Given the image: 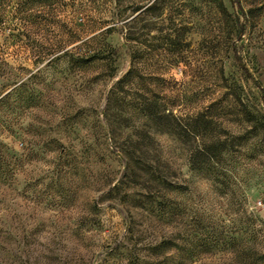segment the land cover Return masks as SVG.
Masks as SVG:
<instances>
[{
  "label": "rangeland",
  "instance_id": "374dc122",
  "mask_svg": "<svg viewBox=\"0 0 264 264\" xmlns=\"http://www.w3.org/2000/svg\"><path fill=\"white\" fill-rule=\"evenodd\" d=\"M238 1L6 0L0 264H264V0ZM216 145L221 174L191 171ZM153 171L175 221L133 207Z\"/></svg>",
  "mask_w": 264,
  "mask_h": 264
},
{
  "label": "trees",
  "instance_id": "16d2710c",
  "mask_svg": "<svg viewBox=\"0 0 264 264\" xmlns=\"http://www.w3.org/2000/svg\"><path fill=\"white\" fill-rule=\"evenodd\" d=\"M8 1V0H7ZM10 2V1H9ZM236 2L239 4V1L236 0ZM6 0H0V24L3 23L4 17H3V6H5ZM3 36V34L0 31V39ZM1 48V44H0ZM83 61H88V59H82ZM88 63V62H87ZM108 70H109V76L114 77L113 72L115 71V67L112 64H108ZM243 72L248 76V78H251V75L246 67H242ZM133 75V71H129L126 75H124L117 83L112 87V89L108 93L107 97V104L105 108V116L107 117L109 111H111V107H113V104L116 105H122L124 104L125 98L123 97V94L126 93L125 86L127 83H129L131 77ZM136 97L132 100L134 103L137 102L138 98L139 100H143L140 102V104H145L146 109L145 112L147 113L148 118H152L155 121H161V120H166L167 118L170 119V122H167L168 128L171 129L172 132H177V130L180 129V124L179 120L177 117L168 115L162 116L160 115V109H162L161 105H158L156 103H150L149 98L146 99L143 96H140L138 94H134ZM237 102L243 106V114L245 115V120L247 122H250L253 120L252 113L248 110V108L243 104V101L240 97H236ZM3 101L0 100V102ZM132 102V104H134ZM156 104V105H154ZM148 111V112H147ZM200 115V114H198ZM199 120V119H198ZM203 118H201V121ZM167 121V120H166ZM204 121V120H203ZM204 122H209V121H204ZM163 125V124H162ZM166 125L164 126L165 128L167 127ZM179 128V129H178ZM189 129V128H188ZM188 130L183 127V133H187ZM1 147V146H0ZM213 147V151H217L218 153L216 155L210 156L206 152L202 153H197V154H192L188 158V165L191 171H195L197 173H200L204 176L211 174L219 175L221 174V162H222V156H220V148L216 145ZM7 153L0 155V166L3 164L7 166L9 163L8 159V154ZM9 165V164H8ZM151 167V166H150ZM149 174L146 175L145 177V182H146V187L145 189L147 190L146 194L143 196V199L141 200H136L132 201L134 203L133 207L136 209L144 210L145 212L149 213L155 218H160V219H169L170 222L175 221L177 216L179 215L177 212V207L175 206L174 203L168 204V202H163L165 197L163 195L164 191H170V192H176V191H183V186L182 185H173L172 183H168L166 180V177L157 174L156 171L153 172H148ZM121 188V183L120 185L118 184L114 188H110L108 191V195L111 196L112 194L116 193L117 191L119 192V189ZM129 198V195H126L122 197L121 202H125V200ZM130 232H131V227H130Z\"/></svg>",
  "mask_w": 264,
  "mask_h": 264
}]
</instances>
